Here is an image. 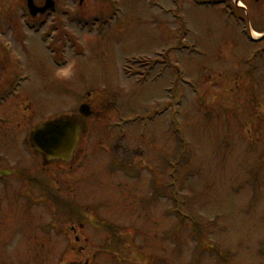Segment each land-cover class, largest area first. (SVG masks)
<instances>
[{
	"label": "rangeland",
	"instance_id": "374dc122",
	"mask_svg": "<svg viewBox=\"0 0 264 264\" xmlns=\"http://www.w3.org/2000/svg\"><path fill=\"white\" fill-rule=\"evenodd\" d=\"M140 1L100 38L81 16L61 28L87 55L58 69L42 35L24 29L25 54L14 44L25 80L0 107V264H264V57L247 61L259 46L203 10H187L181 38ZM168 50L172 71L150 65L162 78L129 63ZM171 88L180 113L151 121ZM87 92L72 162H44L31 130L76 114Z\"/></svg>",
	"mask_w": 264,
	"mask_h": 264
},
{
	"label": "flooded vegetation",
	"instance_id": "af4514ba",
	"mask_svg": "<svg viewBox=\"0 0 264 264\" xmlns=\"http://www.w3.org/2000/svg\"><path fill=\"white\" fill-rule=\"evenodd\" d=\"M46 0H31L30 5L36 9L45 7ZM192 0H150L152 5L165 3L168 6V11L174 12L179 5L183 8ZM202 2L205 6H212L217 11L224 3L228 4V11L235 15L232 17V24L237 27H248L249 29L260 30V38L258 44L264 43V0H197ZM52 8L43 14L38 11L33 16L31 15L28 5L29 0H0V80L10 78L14 72L15 65L11 63L10 56L11 47L7 45V39H11L15 35L14 41H21L18 37L24 27L32 31L43 29L47 26L54 32L58 31L62 26L63 19L67 23L75 24L79 12L82 17L92 19L95 18V23L98 20H106L110 18V14H114V19H117L125 10L126 0H52ZM175 5V6H174ZM69 8V10L67 9ZM180 9V8H179ZM35 11H32V14ZM219 15V12L217 11ZM182 15L185 17L184 9ZM235 17V19H234ZM23 25V26H22ZM5 41L7 45L2 41ZM60 37H55L54 41L57 43ZM25 46V47H24ZM28 44L23 39L22 50L27 52ZM9 87V80H7L1 87V92ZM0 92V93H1Z\"/></svg>",
	"mask_w": 264,
	"mask_h": 264
},
{
	"label": "water",
	"instance_id": "95a60500",
	"mask_svg": "<svg viewBox=\"0 0 264 264\" xmlns=\"http://www.w3.org/2000/svg\"><path fill=\"white\" fill-rule=\"evenodd\" d=\"M87 107L79 109L82 119L89 116ZM78 127L74 121L61 120L39 128L31 134L32 146L45 158L68 161L77 144Z\"/></svg>",
	"mask_w": 264,
	"mask_h": 264
}]
</instances>
